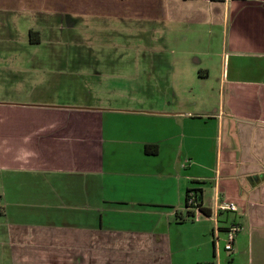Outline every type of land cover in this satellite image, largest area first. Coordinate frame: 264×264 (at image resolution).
Wrapping results in <instances>:
<instances>
[{"label": "crops", "instance_id": "crops-1", "mask_svg": "<svg viewBox=\"0 0 264 264\" xmlns=\"http://www.w3.org/2000/svg\"><path fill=\"white\" fill-rule=\"evenodd\" d=\"M184 6L197 30L223 28L214 77L188 55L56 72L63 47L101 44L89 33L106 16L165 45L158 22ZM0 26L21 37L2 36L20 48L4 62L37 67L0 83L4 264H264V0H0ZM192 189L211 216L182 221ZM217 212L221 237L241 227L233 252L215 243Z\"/></svg>", "mask_w": 264, "mask_h": 264}, {"label": "rangeland", "instance_id": "rangeland-1", "mask_svg": "<svg viewBox=\"0 0 264 264\" xmlns=\"http://www.w3.org/2000/svg\"><path fill=\"white\" fill-rule=\"evenodd\" d=\"M183 8H186L187 10H185L184 12H179V10L182 8L177 7V9H179V14L183 13V16H181V18L179 17L180 19H178V22L177 20H172L171 17L169 21H165L167 23H164L163 21L158 22L164 25L165 29H167L166 32L169 41L165 42V45L158 41V43L155 42L153 46H148L144 43L139 42L136 43L134 41L131 42V36L133 40H137L134 38V35H137V33L128 32L130 30L129 26L130 23L132 24V21L128 18L123 17L119 21H114V19L108 18L106 16V19L103 21V25L98 26L95 34H92V32L89 31L91 32L89 33L91 36H99L98 41H100L101 44L95 47H63L61 54L59 55L63 58H60V61L57 63L56 72L60 70L73 71L76 67L81 66V70L87 71L91 74H93V72L110 74L118 71L124 73H134L138 68L140 69V72L144 73L150 72L153 69L150 67L149 64H145V62H142L141 64L135 62V56L172 58L178 55H188L193 63H197V59H199L201 63H203H197L196 65L197 67H199L200 71L207 73L210 71L212 73L211 76L214 77L216 72L220 70L221 53L223 51L224 41L223 28L221 24L217 25L211 35H209L206 30H203V27L200 28L201 30H197L199 29V27L196 26V23L199 17L193 14L194 9L186 6H184ZM220 8L222 9V7ZM181 11H183V9ZM221 13L223 14V11H221ZM222 16L223 15L219 16V18H221ZM144 22L145 21H140L139 19L138 22H133V24H137V26L140 25L142 28ZM155 24L157 23H154V25ZM1 27L2 26H0V28ZM2 29L3 30H0V39H2V36L6 35L7 33L16 36V39L21 38L19 37V34L16 35V31L10 32L5 30L4 27H2ZM84 33L85 32L83 31L82 34ZM119 33H122V35H119ZM139 34L137 36H139ZM154 34L155 32L151 33V35ZM176 40L178 41V43L175 42ZM19 49L20 48L17 46H0V83L3 82L2 80L5 79V76L12 77L17 73L21 74V70L24 71L29 68H31V70H34V68H37L32 62L22 60V58V61L13 58L16 61V64L10 61L4 62L5 57L14 56V54L18 52ZM214 63L215 65H213ZM80 78L81 77H79V81L81 82ZM95 81L97 80H90L91 83ZM114 81L115 80H108L106 78L102 80L104 84H107L111 87L113 86L111 84H114ZM126 82L127 80H123L119 81L118 83ZM8 86H12V84H10L9 81H6L2 85V88H7ZM4 94V92H0V97L5 96ZM104 95L108 99H114L119 97H116V95H114V92L111 94L107 93ZM131 96L132 95L130 93L126 94L128 101ZM87 97L89 98V96ZM1 195L2 182L0 180V264H4L3 256L5 254V251L2 242L5 228V218L3 216L4 206L1 200Z\"/></svg>", "mask_w": 264, "mask_h": 264}, {"label": "built area", "instance_id": "built-area-1", "mask_svg": "<svg viewBox=\"0 0 264 264\" xmlns=\"http://www.w3.org/2000/svg\"><path fill=\"white\" fill-rule=\"evenodd\" d=\"M187 205H188V209L190 211H194L196 213V218L198 215H200V211L198 208H196V204L194 202V193L191 192L188 195V201H187ZM185 208V206H184ZM221 211H229V212H235L237 211V207L234 204H227L224 206H221L220 208V212ZM219 212V211H218ZM217 212V214L214 217V221L216 224V227L214 229V240L216 245H218L220 242H224L225 244V251L226 252H233L234 251V245H235V241L236 238L238 236V234L241 231V227L237 224H233L231 225L228 229H226V231H224V237H221V229L219 228V222L217 220V216H219V213Z\"/></svg>", "mask_w": 264, "mask_h": 264}, {"label": "trees", "instance_id": "trees-1", "mask_svg": "<svg viewBox=\"0 0 264 264\" xmlns=\"http://www.w3.org/2000/svg\"><path fill=\"white\" fill-rule=\"evenodd\" d=\"M31 35H32V38H34L33 37L34 34L32 33ZM32 40L35 41L37 39H32ZM191 192L194 193V202L196 204L195 207L199 209V211H200L201 214H203L204 216L210 217L211 214L203 208L202 191L200 189H192V190H188L187 191V194H186V200H185V218L182 221H194L196 219V213L194 211L187 210L188 209V205H187L188 195Z\"/></svg>", "mask_w": 264, "mask_h": 264}]
</instances>
